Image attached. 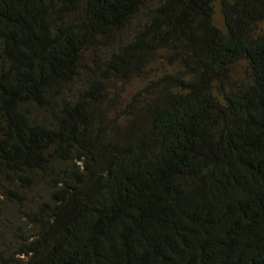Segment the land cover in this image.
Returning a JSON list of instances; mask_svg holds the SVG:
<instances>
[{
    "label": "trees",
    "instance_id": "trees-1",
    "mask_svg": "<svg viewBox=\"0 0 264 264\" xmlns=\"http://www.w3.org/2000/svg\"><path fill=\"white\" fill-rule=\"evenodd\" d=\"M0 264H264V0H0Z\"/></svg>",
    "mask_w": 264,
    "mask_h": 264
},
{
    "label": "rangeland",
    "instance_id": "rangeland-1",
    "mask_svg": "<svg viewBox=\"0 0 264 264\" xmlns=\"http://www.w3.org/2000/svg\"><path fill=\"white\" fill-rule=\"evenodd\" d=\"M215 22H216L218 25H220V23H221L220 16H219V14H218L217 12H216V14H215ZM136 88H137L136 83H131V84L128 86V91H129V92H133L134 90H136Z\"/></svg>",
    "mask_w": 264,
    "mask_h": 264
}]
</instances>
